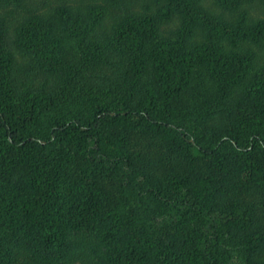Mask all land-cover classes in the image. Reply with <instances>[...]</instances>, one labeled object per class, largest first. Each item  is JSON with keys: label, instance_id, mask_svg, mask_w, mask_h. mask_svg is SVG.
Instances as JSON below:
<instances>
[{"label": "trees", "instance_id": "obj_1", "mask_svg": "<svg viewBox=\"0 0 264 264\" xmlns=\"http://www.w3.org/2000/svg\"><path fill=\"white\" fill-rule=\"evenodd\" d=\"M247 1L262 16L243 25L191 0L0 17V264H264V0ZM56 20L101 28L54 79Z\"/></svg>", "mask_w": 264, "mask_h": 264}, {"label": "rangeland", "instance_id": "obj_2", "mask_svg": "<svg viewBox=\"0 0 264 264\" xmlns=\"http://www.w3.org/2000/svg\"><path fill=\"white\" fill-rule=\"evenodd\" d=\"M66 0H26L25 7L16 9V6L11 2V0H0V17L3 15H9L12 12L20 11L21 15L19 18L10 19L13 20L12 27L15 29L16 27H20L19 24L22 23V17L30 14L38 15L45 19H53L54 17L51 16L53 11L60 8H66V10L73 15L71 18L77 19L78 15L84 14L88 11L83 12H76L80 8V3L83 1L85 2V6H94L97 7L93 8L96 11L93 12L92 16L88 18V21H92L93 19H99V12L103 11V3L104 0H67L66 4L64 3ZM219 1V3H218ZM229 4L233 5L236 4V0H226ZM66 5V6H64ZM190 5L193 6V10L197 8H202L206 10L209 14L213 16L221 15L222 18L226 19L229 22L232 21H240V24L243 25L245 23H249L252 19H257L262 16L261 12L257 8V3L250 4L247 0L241 4V8L250 9V12L247 16H239L237 13L232 15L231 12L224 10L222 6L221 0H191ZM59 8V9H60ZM243 11V10H242ZM33 12V13H32ZM91 13V11H90ZM98 13V14H97ZM54 15V14H53ZM244 17V18H243ZM39 20V19H36ZM111 19H107L105 25L109 24ZM108 21V23H107ZM55 29L51 32H47L42 30V50L41 51V58L38 65H42L44 71L47 75L52 76L54 79L62 74H65L64 70L60 69V67L70 66L72 64H77L82 62L83 60L88 59L94 52V45L98 39L97 34L100 31V24L93 25L88 30V26L83 25L81 28L82 34H77V32H73L68 29L64 28L61 21L56 20L54 22ZM179 25L178 21H173L170 24L165 26L166 30H171L176 28ZM32 27V25H31ZM33 28V27H32ZM89 31V32H87ZM86 38V39H83ZM17 61L20 63V67L23 70L22 65L27 63L26 58L19 57L17 55ZM43 63V64H42ZM60 64H64L65 66H61ZM39 67V66H38ZM38 67L36 69L38 70ZM41 67V66H40ZM63 76V75H62ZM28 81V80H27ZM23 87V90H30L32 89L37 83L35 82H26ZM39 86H35L36 88H40L41 85L38 83Z\"/></svg>", "mask_w": 264, "mask_h": 264}]
</instances>
